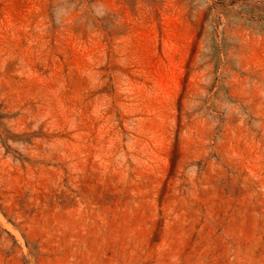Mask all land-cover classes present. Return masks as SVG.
I'll return each mask as SVG.
<instances>
[{
	"label": "rangeland",
	"instance_id": "1",
	"mask_svg": "<svg viewBox=\"0 0 264 264\" xmlns=\"http://www.w3.org/2000/svg\"><path fill=\"white\" fill-rule=\"evenodd\" d=\"M0 264H264V0H0Z\"/></svg>",
	"mask_w": 264,
	"mask_h": 264
}]
</instances>
